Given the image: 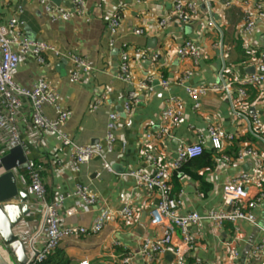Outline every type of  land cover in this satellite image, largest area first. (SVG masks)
Instances as JSON below:
<instances>
[{"label":"crops","instance_id":"crops-1","mask_svg":"<svg viewBox=\"0 0 264 264\" xmlns=\"http://www.w3.org/2000/svg\"><path fill=\"white\" fill-rule=\"evenodd\" d=\"M47 1L53 7H66L70 19L52 21L40 0H0L1 25L9 27L17 8L22 6L18 19L23 38L52 43L59 50V54L50 53L45 64H40L32 54L25 55L19 62L16 80L27 86L39 78L48 81L59 93L61 106L72 113L63 130L78 144L102 145L112 169L107 170L99 156L78 172L60 167L57 161L68 162L71 148L63 147L55 132L22 128V147L28 160L43 164L42 176L48 197L66 196L60 212L65 218V227L91 228L103 203L115 213L99 233L67 236L59 249L70 264L86 261L90 264H173L170 253L157 254L152 260L139 253L141 239L160 232L159 226L150 223L159 196L128 173L138 169L154 173L156 167L146 159V155L152 153L167 171L170 194L182 200L180 211H196L202 216L224 206V187L236 175L250 176L247 184L251 194L264 189V88L248 89L246 100L237 91V81L259 71L260 57L264 54V17L256 18L253 27L246 30L240 6L244 0L230 6L227 5L230 0H193L197 2L199 13L195 19L189 23L171 19L160 25V19L172 13L173 0ZM78 1L84 3L81 12L74 7ZM247 1L250 5L260 4L264 12V0ZM115 15L120 25L117 34L112 35L108 23ZM139 28L142 34L135 33ZM9 34L12 36L13 30ZM186 40L195 42L201 50L197 63L193 58H181L177 54V47ZM123 50L130 56L132 84L120 76ZM72 57L80 58L89 68L85 65L75 68ZM77 69L80 77L71 80L72 72ZM189 71L192 75L185 78ZM178 78L179 81H173ZM162 79L170 80L168 88L160 84ZM223 81L232 85L230 96L226 90L210 89L196 101L187 92L188 86L212 87ZM141 82L150 84L152 89L141 88ZM130 90L138 93V101L126 114L124 103ZM171 98L183 102V114L171 133L158 140L155 133L162 124L161 111ZM112 112L118 113L120 118L114 131L113 149L107 151L105 138L108 115ZM237 112L249 117L260 116L262 126L253 130H258L263 139L251 132ZM45 114L52 120L58 116L51 106L45 108ZM214 123L234 135V141L222 151L214 149L208 138V127ZM201 137L204 149L214 151L210 164L206 159H196L182 167V171L174 170L172 162L179 145L197 142ZM244 147H252L256 154L239 159V150ZM224 155L232 161H225ZM2 172L0 170V174ZM26 184L18 181L22 190ZM78 184L86 185L98 198L88 210L77 207V202L81 201L76 194ZM125 199L135 209L131 223L119 213ZM13 203L21 202L17 198ZM70 208L75 209L68 217L66 211ZM255 213L260 226L240 221L242 232L232 246L229 242L234 237L233 223L227 222L222 231H216L207 219L193 226L191 230L198 235V241L190 252L189 262L199 258L203 264H260L249 262L248 256L264 234V201L256 207ZM39 216L35 211L24 217L16 233L31 237ZM232 250L238 251L233 258L229 254ZM129 254L131 261L124 263V257ZM11 260L9 264H17Z\"/></svg>","mask_w":264,"mask_h":264},{"label":"built area","instance_id":"built-area-1","mask_svg":"<svg viewBox=\"0 0 264 264\" xmlns=\"http://www.w3.org/2000/svg\"><path fill=\"white\" fill-rule=\"evenodd\" d=\"M238 0H230L228 6L235 5ZM44 9L50 15L52 21L58 19L69 20L70 14L64 6L53 7L47 0H40ZM240 6L244 14L246 30H250L255 24L256 18L264 17L262 6L260 4L250 5L247 0L241 1ZM75 9L82 11L84 3L78 1L75 3ZM22 6L16 10V14L10 21L9 27L0 24V162L9 151L17 146L22 147L21 133L22 128L36 129L41 131L55 132L63 147L71 148V154L68 162L62 163L58 160L60 167L69 168L73 172L80 171L81 167L90 163L95 157L99 156L103 160V166L111 170V165L106 161L107 153L100 144L81 145L71 138L63 130L64 125L71 116V111L61 106L59 93L44 78L37 79L33 84L21 85L16 80L17 69L20 60L28 54H32L40 64H45L47 56L50 53L59 54L57 47L48 42L29 41L23 38V32L19 28L20 21L18 16L22 13ZM198 5L193 0H173L172 13L160 19V25H165L169 20L176 19L181 23H189L198 16ZM120 25L118 16H114L108 23V29L112 35H116ZM212 25V23H210ZM13 30V35L9 33ZM135 33L142 34L141 28L136 29ZM16 48H13V45ZM177 54L181 58H193L195 63L201 58L202 53L198 45L190 40L184 41L177 47ZM139 55V51H137ZM120 76L129 83H133V73L131 71L130 56L127 50L121 53ZM71 61L75 68L88 65L78 57H72ZM189 71L185 78L192 75ZM80 77L78 69L71 74V80ZM180 78L173 80L179 81ZM237 91L243 100L249 97L248 88L256 90L264 88V54L260 57L259 71L243 78L239 81ZM160 84L168 88L171 84L169 79H162ZM210 86H188L187 92L193 99L198 101L199 96L205 94L208 90H226L230 96L231 83L223 81L222 84H213ZM140 87L152 89L150 84L141 82ZM138 93L130 90L127 93L124 108L126 114H129L133 105L138 101ZM47 106L54 107L58 116L56 119H49L45 114ZM97 107V103L94 105ZM184 110V104L180 99L171 98L167 106L161 111V126L155 133V138L163 140L167 137L173 127L180 122ZM249 125L251 132L259 139H263L257 129L262 126V119L259 115L254 114L251 117L244 113L237 112ZM118 113L112 112L108 115L107 133L105 142L107 151L113 149L115 143L114 131L118 128ZM150 136V135H149ZM208 138L214 149L222 151L225 146L234 141V135L228 134L217 123L208 127ZM23 148V147H22ZM24 150V149H23ZM204 139L201 137L194 143H181L176 150V157L172 162V168L182 171L183 165L191 159L197 158L203 154ZM256 151L252 147H244L239 150V159L247 155H255ZM224 160L232 161L231 157L224 155ZM147 162L156 167L154 173L145 172L142 169L130 171L128 175L136 178L140 184L155 192L159 196V202L152 214L150 223L160 227V232L154 237H143L139 244V253L152 260L157 254L170 253L173 256V264H203L201 259L196 258L193 263L189 262L188 257L197 244L198 235L192 232L193 226H199L204 219L212 223L216 231H222L227 222L234 224V237L229 246L236 243L242 228L240 221H247L254 226L259 227L258 219L255 213L258 207L264 201V189L257 194L249 192L248 182L250 176L246 173L231 178L225 185L223 191L224 206L218 210L210 211L206 216H202L196 211L182 213L180 207L182 200L180 197H174L170 194V179L167 171L160 166V159L152 153L146 155ZM44 166L33 160H28L20 168L14 170L17 180L25 182L26 187L23 189L29 196L27 204L30 208V214L38 211L39 223L37 229L31 237L23 240L28 256L27 264H39L54 253L61 242L67 236L89 235L102 231L110 219L113 217L114 210L108 204L103 203L100 214L97 216L91 228L77 226L65 227V218L61 217V209L64 205L66 196L57 194L53 198L48 197L47 188L43 182ZM25 178V179H24ZM76 194L81 198L77 202V207L88 210L92 205L98 202L97 196L88 189L84 184H78ZM15 200V199H14ZM21 202V200L19 199ZM22 203V202H21ZM75 208L66 211V216L74 213ZM127 223H131L135 217V209L127 199L123 202V207L119 211ZM237 250L230 252V257L237 255ZM131 255L124 257L123 262L129 263ZM248 261H257L264 264V234L260 242L256 243L248 256ZM82 264H90L88 261Z\"/></svg>","mask_w":264,"mask_h":264},{"label":"water","instance_id":"water-1","mask_svg":"<svg viewBox=\"0 0 264 264\" xmlns=\"http://www.w3.org/2000/svg\"><path fill=\"white\" fill-rule=\"evenodd\" d=\"M27 161L22 147L17 146L9 151L0 162V242L17 264H27L28 256L23 240L16 234V228L24 217L30 214L27 204L28 194L19 188L14 172ZM19 198L22 203H13ZM0 264H9L0 253Z\"/></svg>","mask_w":264,"mask_h":264},{"label":"trees","instance_id":"trees-1","mask_svg":"<svg viewBox=\"0 0 264 264\" xmlns=\"http://www.w3.org/2000/svg\"><path fill=\"white\" fill-rule=\"evenodd\" d=\"M248 89H252L253 90L252 87H250ZM213 154H214L213 150L204 149L203 154L201 156L189 160L187 163H185L183 165V168H185L188 165V163H190V162H192V161H194L196 159H199V160L206 159L208 161L207 163L210 164ZM39 264H70V262L67 259V257L63 254V252L60 251V249L58 248L54 253L50 254L45 261H43V262H41Z\"/></svg>","mask_w":264,"mask_h":264},{"label":"rangeland","instance_id":"rangeland-1","mask_svg":"<svg viewBox=\"0 0 264 264\" xmlns=\"http://www.w3.org/2000/svg\"><path fill=\"white\" fill-rule=\"evenodd\" d=\"M0 253L3 255V256H5L6 257V260L8 261V262H11L12 260V258H11V256L9 255V253L7 252V250L5 249V247L2 245V243L0 242Z\"/></svg>","mask_w":264,"mask_h":264}]
</instances>
